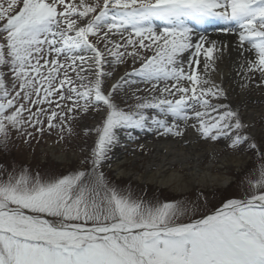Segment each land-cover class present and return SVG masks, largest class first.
Segmentation results:
<instances>
[{
    "label": "snow or ice",
    "instance_id": "6c2138e0",
    "mask_svg": "<svg viewBox=\"0 0 264 264\" xmlns=\"http://www.w3.org/2000/svg\"><path fill=\"white\" fill-rule=\"evenodd\" d=\"M132 77L151 85L147 95L129 94ZM253 85L264 87V0H0V151L10 152L13 132L25 144L53 130L56 143L96 137L68 175L0 164V264H264ZM189 130L213 159L257 158L240 180L243 198L197 216L207 202L199 190L195 201L154 202L103 170L127 147L121 134L134 142L136 132L183 139Z\"/></svg>",
    "mask_w": 264,
    "mask_h": 264
},
{
    "label": "rangeland",
    "instance_id": "374dc122",
    "mask_svg": "<svg viewBox=\"0 0 264 264\" xmlns=\"http://www.w3.org/2000/svg\"><path fill=\"white\" fill-rule=\"evenodd\" d=\"M135 67H139V62L135 64ZM132 69L133 64L130 60L126 64L117 65L115 78L118 79L119 76H123L126 72H131ZM132 79L137 80V83L132 84L131 87L125 85L129 94L136 88H139L144 90L139 93L140 95H147V90L151 88V85L139 82V77H132ZM112 82L113 80L108 81V83ZM252 89L255 90L257 88L253 86ZM260 107H264V103L260 105ZM253 116L254 117L251 118L256 120V128L258 130L257 138L259 139L261 135H264V132H261V130L264 129V120L260 118L262 117L260 114H253ZM87 123H92V121L88 120ZM135 135H137L139 139L132 142L128 141L124 134H121V141L123 144L127 145V147L121 146L119 148L117 146L109 154L112 159L107 161L103 168L108 178L118 184L121 189L130 190L135 197L153 200L154 202L157 200L163 202L165 200L182 199L186 201H195L197 190H199L205 194L207 202L205 203L203 199L200 200L197 216L211 214L221 207L226 199L243 198L244 193L248 191V185L246 182L241 184L240 180L246 173H249L250 170L257 169L260 163L252 153L239 155L221 152L217 160L226 159L227 166L225 169L219 170L217 175L222 177L226 185L192 184L185 192H181L176 184L167 188H162L159 187L157 183L152 184L148 182L149 175L155 172V170H149L147 167L150 157L155 153L154 149L148 150L145 148V150L141 151L138 145L144 144L147 146L155 143L159 138L164 139L165 137H156L152 134L150 139H145L144 133L136 132ZM171 138L173 139V137ZM57 139L58 133L55 130H53L51 134L45 131L42 136L37 135L33 137L28 144H25L24 138H17L16 133L13 132L12 140L9 145L10 152L5 155L0 151V164L8 165L9 171L13 163L18 167L22 165L28 166L33 173L39 171L46 179L68 175L76 168L77 159L83 158L86 154L80 152V149L84 148L90 150L94 147L96 137L92 135L86 138L81 134L78 137L65 139L60 143H56ZM206 146L211 145L206 144ZM133 149H136L134 153L132 151ZM118 152H120V154H118ZM136 158L138 159L137 161L134 160ZM118 159L123 162L129 161L128 164L122 167V171L125 175H120L115 170L114 166ZM108 164H111L110 168ZM220 164V161L214 163L210 157L206 156L202 168L204 171H207L209 167H219ZM175 170L182 171L180 165H177ZM181 174L184 175L188 182L190 179L187 177L189 171L183 170ZM140 177H145L146 179L141 178V180Z\"/></svg>",
    "mask_w": 264,
    "mask_h": 264
},
{
    "label": "bare ground",
    "instance_id": "6f19581e",
    "mask_svg": "<svg viewBox=\"0 0 264 264\" xmlns=\"http://www.w3.org/2000/svg\"><path fill=\"white\" fill-rule=\"evenodd\" d=\"M212 38H223V34L212 33ZM227 39L233 42V45L236 43L235 37H228ZM187 55V54H185ZM237 59V54L233 50L231 56L227 53L225 55V61L221 65L222 68H228L231 66L232 61ZM227 86V83H226ZM235 87V85H232ZM255 86V85H253ZM252 86V88H253ZM234 98L238 99L236 93H231ZM246 99L249 104L250 116L254 117L253 114H260L264 116V107H260L264 103V87L257 88L255 90L251 89L247 93ZM252 101H258L259 103L253 104ZM258 131V130H257ZM258 135V132H257ZM152 134H144L145 139H150ZM183 140H189V144H184ZM210 145V144H209ZM119 148L121 146H118ZM211 146H206L205 142L198 141L194 132L189 130L183 139L181 138H159L153 144H149L146 148L154 149L155 153L150 157L148 161L149 170H155L152 175H149L148 182L155 184L157 183L159 187L167 188L172 185H177V188L181 192H185L192 184H212V185H226V182L222 180L221 176H218V171L226 168L227 160H217L213 159L209 154ZM120 151V150H119ZM120 154V152H118ZM208 156L212 159V162L216 163L220 161L219 167H209L207 171H204L202 166L205 157ZM137 161L138 159H134ZM182 161V162H181ZM129 161L123 162L117 160L115 164V170L120 175H125L122 171V167L128 164ZM180 165L181 170H188L189 181L187 182L184 175L181 174L182 171L175 170V167ZM170 170V171H169ZM151 172V171H150ZM130 174V173H129ZM128 174V175H129ZM146 179L145 177H140V179ZM142 180V179H141Z\"/></svg>",
    "mask_w": 264,
    "mask_h": 264
}]
</instances>
